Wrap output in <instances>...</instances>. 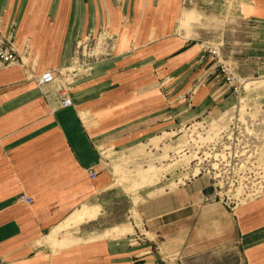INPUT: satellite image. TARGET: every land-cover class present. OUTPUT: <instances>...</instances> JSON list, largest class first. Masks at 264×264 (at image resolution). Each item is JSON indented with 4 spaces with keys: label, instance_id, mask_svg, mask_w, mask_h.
Segmentation results:
<instances>
[{
    "label": "crops",
    "instance_id": "obj_1",
    "mask_svg": "<svg viewBox=\"0 0 264 264\" xmlns=\"http://www.w3.org/2000/svg\"><path fill=\"white\" fill-rule=\"evenodd\" d=\"M185 12L196 22L178 32ZM221 15L245 27L229 51L195 26ZM0 35L21 58L0 68V264H264V194L204 203L202 174L142 198L112 164L230 110L217 60L264 81V0H0ZM47 71L56 80L39 85Z\"/></svg>",
    "mask_w": 264,
    "mask_h": 264
},
{
    "label": "rangeland",
    "instance_id": "obj_2",
    "mask_svg": "<svg viewBox=\"0 0 264 264\" xmlns=\"http://www.w3.org/2000/svg\"><path fill=\"white\" fill-rule=\"evenodd\" d=\"M201 21L195 26L202 28L209 36L223 34L226 51L232 50L231 45L240 34L239 30L245 31L244 26L227 16H202ZM263 87L262 79H244L236 104L219 117L192 122L179 128L172 141L161 145L162 139H155L151 142V149L147 145L139 146L133 150V157L113 162V167L121 169L118 175L115 174L117 182L129 184V193L146 188L142 198H152L163 194L166 188L177 191L197 176L205 174L214 179L211 184H217L221 196L235 204L264 194ZM212 126L215 128L210 130ZM107 155L110 156L109 153ZM138 177L144 181L133 184ZM159 205L148 207L147 212L160 209ZM233 207L232 204L229 206ZM131 215L130 221L138 218L135 212ZM67 236L71 235L60 237ZM52 247L62 248L60 244Z\"/></svg>",
    "mask_w": 264,
    "mask_h": 264
},
{
    "label": "built area",
    "instance_id": "obj_3",
    "mask_svg": "<svg viewBox=\"0 0 264 264\" xmlns=\"http://www.w3.org/2000/svg\"><path fill=\"white\" fill-rule=\"evenodd\" d=\"M21 62V58L18 56L17 52L14 50L12 45L8 43L0 35V68H7L14 64ZM216 68L219 71V74L223 78L224 82L232 89V92L239 97L241 93V86L244 83V79L240 78L234 67L229 64L224 63L223 61L217 60ZM56 80V76L53 71L44 72L38 79L37 82L39 85L51 84ZM192 92H190V95ZM183 95H179L178 99L182 100ZM72 105V101L68 97L61 99V107L67 108ZM89 175L91 178L95 177L94 172H90ZM212 180H214L212 178ZM217 184L212 183V192L209 194L203 195L204 203H221L225 206L235 205L234 202H231L229 198H224V195L221 196L220 191H217ZM220 190V189H219ZM18 201L31 203V199L26 196H20ZM166 264H182L180 256L177 254L174 257L166 258L164 261Z\"/></svg>",
    "mask_w": 264,
    "mask_h": 264
},
{
    "label": "bare ground",
    "instance_id": "obj_4",
    "mask_svg": "<svg viewBox=\"0 0 264 264\" xmlns=\"http://www.w3.org/2000/svg\"><path fill=\"white\" fill-rule=\"evenodd\" d=\"M190 19H191V17H190ZM259 82V81H258ZM261 82V81H260ZM249 83H247L246 85H248ZM261 83H259V85H260ZM262 85V84H261ZM237 110H238V107H237ZM243 109H239V111H242ZM240 113H242V112H240ZM229 116V115H228ZM221 119V118H220ZM219 119V120H220ZM216 121V120H215ZM221 121V120H220ZM211 123V122H210ZM216 123V122H215ZM212 124H214V122L212 123ZM212 124H210V125H212ZM213 127V126H212ZM215 128V126L213 127V128H211L210 130H212V129H214ZM208 130V129H207ZM219 130V129H218ZM209 131V130H208ZM207 131V132H208ZM208 134V133H207ZM214 134V133H213ZM190 159H192V158H190ZM190 159H188V161L190 160ZM197 159V158H196ZM192 161V160H191ZM117 173H119V171L117 170L116 171ZM196 173H198V171L196 172ZM94 215V214H93ZM89 216V218L92 216L91 214H89L88 215ZM83 220V218H82V216H79V219H78V221L80 222V221H82ZM126 231H129L128 229L127 230H121L120 228H114V229H112L110 232L112 233V234H123L124 232H126ZM45 242L46 243H48L49 245H52V246H55V245H58V244H60L61 246H68V245H71V244H74V242H75V240L74 239H72V238H68V239H61V238H58L57 236H52V237H47V238H45Z\"/></svg>",
    "mask_w": 264,
    "mask_h": 264
},
{
    "label": "clouds",
    "instance_id": "obj_5",
    "mask_svg": "<svg viewBox=\"0 0 264 264\" xmlns=\"http://www.w3.org/2000/svg\"><path fill=\"white\" fill-rule=\"evenodd\" d=\"M191 17V19H190ZM196 22L195 15L193 12H185L179 21V28L178 32L183 30L185 32L189 31L191 29V26L193 23Z\"/></svg>",
    "mask_w": 264,
    "mask_h": 264
}]
</instances>
